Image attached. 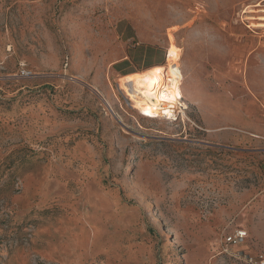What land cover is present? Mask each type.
<instances>
[{
	"label": "rangeland",
	"instance_id": "374dc122",
	"mask_svg": "<svg viewBox=\"0 0 264 264\" xmlns=\"http://www.w3.org/2000/svg\"><path fill=\"white\" fill-rule=\"evenodd\" d=\"M263 11L0 0V264H231L238 229L264 255ZM170 51L208 101L146 118L119 77Z\"/></svg>",
	"mask_w": 264,
	"mask_h": 264
},
{
	"label": "bare ground",
	"instance_id": "6f19581e",
	"mask_svg": "<svg viewBox=\"0 0 264 264\" xmlns=\"http://www.w3.org/2000/svg\"><path fill=\"white\" fill-rule=\"evenodd\" d=\"M258 20L264 21V18ZM251 26L264 28V23L252 24ZM184 71L183 69L181 71L180 67L174 64V54L170 51L163 65L153 66L140 74L120 76L119 87L124 91L126 90L132 109L139 115L146 118L171 120L175 119L178 112L181 111L180 106L186 109V104L191 102L200 107L201 102L206 103L208 101L207 94L204 95L203 92H199L195 82L189 81L188 87H183L181 81L187 77ZM179 75L180 79L177 78ZM185 81L187 83V80ZM248 90L251 91L249 88ZM209 91L211 90L209 89ZM201 110L203 109L201 108ZM203 114L205 113L203 112Z\"/></svg>",
	"mask_w": 264,
	"mask_h": 264
},
{
	"label": "built area",
	"instance_id": "2783aa9c",
	"mask_svg": "<svg viewBox=\"0 0 264 264\" xmlns=\"http://www.w3.org/2000/svg\"><path fill=\"white\" fill-rule=\"evenodd\" d=\"M246 238L247 232L242 229L223 235L216 243V249L210 261L225 258L231 264H264L263 254H249L238 249Z\"/></svg>",
	"mask_w": 264,
	"mask_h": 264
},
{
	"label": "crops",
	"instance_id": "0c3cea01",
	"mask_svg": "<svg viewBox=\"0 0 264 264\" xmlns=\"http://www.w3.org/2000/svg\"><path fill=\"white\" fill-rule=\"evenodd\" d=\"M164 61H165V59H164ZM157 66V65H156ZM136 73V72H135ZM131 74H134V73H130V74H127V75H131ZM124 76H126V75H124ZM261 155H263V157H264V151H262V154ZM261 171H262V176H263V178H264V163H263V166H262V168H261Z\"/></svg>",
	"mask_w": 264,
	"mask_h": 264
},
{
	"label": "trees",
	"instance_id": "16d2710c",
	"mask_svg": "<svg viewBox=\"0 0 264 264\" xmlns=\"http://www.w3.org/2000/svg\"><path fill=\"white\" fill-rule=\"evenodd\" d=\"M123 63H125V62H123Z\"/></svg>",
	"mask_w": 264,
	"mask_h": 264
}]
</instances>
